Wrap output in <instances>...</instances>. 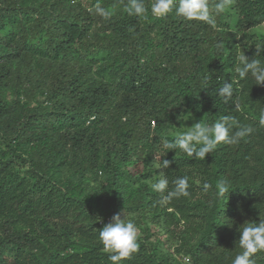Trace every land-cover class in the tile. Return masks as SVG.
Segmentation results:
<instances>
[{"label":"trees","instance_id":"obj_1","mask_svg":"<svg viewBox=\"0 0 264 264\" xmlns=\"http://www.w3.org/2000/svg\"><path fill=\"white\" fill-rule=\"evenodd\" d=\"M127 2L0 0V264H111L98 237L118 211L143 232L121 264H231L240 227L264 216V85L236 71L240 57L264 64V0H231L219 15L209 0L215 29L177 16V0L165 18L153 0L129 16ZM225 116L251 133L203 161L167 146ZM161 174L169 190L188 176L190 196L161 204L150 187ZM150 224L173 236V253ZM252 259L264 264V251Z\"/></svg>","mask_w":264,"mask_h":264},{"label":"clouds","instance_id":"obj_2","mask_svg":"<svg viewBox=\"0 0 264 264\" xmlns=\"http://www.w3.org/2000/svg\"><path fill=\"white\" fill-rule=\"evenodd\" d=\"M231 0H217L212 5V11L216 15L223 13L229 6ZM174 0H153L151 4L152 15L157 18H165L173 11ZM125 11L129 16L145 17L147 8L144 0H128ZM95 13L103 19L108 20L113 15L111 9H106L99 2L95 5ZM175 14L188 21H202L211 28L217 27L216 21L210 12L209 0H177L175 3ZM241 67L236 69L239 77L244 78L251 74L255 84L264 85V64L261 60L240 57ZM219 97L224 103L233 99V86L229 82L218 90ZM235 103V102H234ZM235 108L240 109L239 103ZM124 119H127L124 117ZM260 125L264 126V113L259 119ZM235 129V131H233ZM251 128H241L234 117L225 116L214 124L196 122L189 130L177 133L174 141L168 143L171 150L179 149L188 157L203 161L206 155L212 153L219 144H237L240 139L251 133ZM231 133V135H230ZM163 168L169 167V161L163 160ZM174 187L169 190V181L163 177L150 187L161 194L160 203L166 204L174 198L189 197V177H177L172 181ZM210 185L205 184L204 189ZM230 191V185L226 180H219L215 185V195L224 197ZM240 237L238 247L241 250L231 264H254L252 257L258 252L264 251V216L258 223L248 222L239 229ZM99 241L105 252L109 253L108 259L111 264H121L125 258L136 252L140 244L138 242V229L134 222L115 215L111 222L107 223L99 232Z\"/></svg>","mask_w":264,"mask_h":264},{"label":"rangeland","instance_id":"obj_3","mask_svg":"<svg viewBox=\"0 0 264 264\" xmlns=\"http://www.w3.org/2000/svg\"><path fill=\"white\" fill-rule=\"evenodd\" d=\"M256 31L258 32H263L264 33V23L262 25H259L255 28ZM187 128H189V124L186 125ZM183 127V123H177V128ZM119 214L121 218H126L127 220H131L132 222L134 221V218H132L130 215H124L122 211H118L113 213L108 217V219L111 221L112 218ZM152 227V230L156 233V236L154 238L157 240L159 247L162 252L164 253H173L174 247L177 245L176 241L173 239V236L168 233L167 230H165L163 227L155 225V224H150ZM138 233L143 235L142 228L139 226L137 227ZM175 257L182 263V264H193L191 261L185 257V255L182 254H176Z\"/></svg>","mask_w":264,"mask_h":264},{"label":"built area","instance_id":"obj_4","mask_svg":"<svg viewBox=\"0 0 264 264\" xmlns=\"http://www.w3.org/2000/svg\"><path fill=\"white\" fill-rule=\"evenodd\" d=\"M189 260V258H187Z\"/></svg>","mask_w":264,"mask_h":264}]
</instances>
